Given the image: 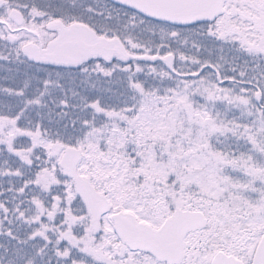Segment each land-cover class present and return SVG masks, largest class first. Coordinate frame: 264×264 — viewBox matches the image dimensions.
<instances>
[{"label": "snow or ice", "instance_id": "6c2138e0", "mask_svg": "<svg viewBox=\"0 0 264 264\" xmlns=\"http://www.w3.org/2000/svg\"><path fill=\"white\" fill-rule=\"evenodd\" d=\"M0 264H264V0H0Z\"/></svg>", "mask_w": 264, "mask_h": 264}]
</instances>
